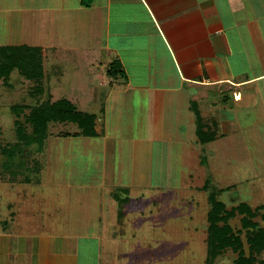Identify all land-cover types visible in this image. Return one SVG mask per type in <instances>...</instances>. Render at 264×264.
Listing matches in <instances>:
<instances>
[{
  "label": "crops",
  "instance_id": "crops-1",
  "mask_svg": "<svg viewBox=\"0 0 264 264\" xmlns=\"http://www.w3.org/2000/svg\"><path fill=\"white\" fill-rule=\"evenodd\" d=\"M0 42L39 49L41 82L68 73L71 96L48 95L94 115L96 133L47 136L23 185L40 178L51 190L35 198L49 210H0V264H129L140 235L127 233L151 213L141 200L156 160L167 168L193 142L225 151L227 139L245 147L264 136V0H0ZM116 64L123 76L110 77ZM196 119L213 140L199 141ZM189 132L192 142L180 138ZM72 140L97 159L80 149L73 160ZM56 189L69 191L64 204Z\"/></svg>",
  "mask_w": 264,
  "mask_h": 264
},
{
  "label": "rangeland",
  "instance_id": "rangeland-1",
  "mask_svg": "<svg viewBox=\"0 0 264 264\" xmlns=\"http://www.w3.org/2000/svg\"><path fill=\"white\" fill-rule=\"evenodd\" d=\"M0 44L2 43L0 42ZM67 76L69 78L68 73ZM68 78L66 77L57 83L42 81L43 88L39 87L40 83L38 81H28L19 77L15 72L11 74V77L5 83L0 81V150L2 148H11L14 143L20 142L17 133V122L26 134L30 135L31 127L25 123V116L34 107L48 103L50 100L48 90L51 91L54 99L71 96L75 89L69 86L70 80ZM47 84L50 87H47ZM40 89L41 91L39 92L38 90ZM77 97H79L78 94ZM15 106L24 107L25 110L17 115L11 110ZM251 114L253 119L257 118L256 114ZM254 123L262 122L255 120ZM78 131V127L71 123H51L48 125L47 143H52L50 137L53 135ZM237 137L238 139L242 138ZM180 138H186L187 142H192L195 137L193 132H189L187 135H181ZM227 141L228 144L225 151H223L219 142L210 146H201L199 143L195 145L193 142L189 145L190 149L187 148L190 152H186L190 157L183 162L179 160V165L178 159L171 156V163L167 168L161 167V163L157 162V160L154 162V186L146 191L147 193L143 195L141 200L142 205L140 204L142 208L152 210L151 213L143 215V221H140L141 216L138 215H134L131 219L133 226L141 225L140 227L142 228L138 227L133 232L127 233H134L135 235L139 233L140 235L139 238H135L136 243L133 247H136L134 249L136 254L133 255L134 257L129 264H208V224L206 217L209 204L208 191L203 189V183L206 179L215 190L234 186L230 188V191H224L218 197L226 205L227 209L236 207L241 202L248 204L252 210L264 206V190L261 191L262 193L260 191L251 193L254 185L261 186L264 189V136H260L259 141L252 142L250 140V143L245 147L239 142H232L231 139H227ZM80 143H84V140H72L71 142L74 150L72 153L73 160L80 163V149L85 151L84 159H97L95 157L97 156L96 153L93 152V147L89 148L90 151H88V149L82 148ZM59 144H62V141ZM232 147L233 150L231 151L230 148ZM170 149L173 150V154L174 150H176V156L181 152L179 146ZM43 150L44 148L39 155L43 154ZM62 155L61 157L65 159V156L69 154L66 152L62 153ZM38 157L37 153H31L26 157L20 169L16 170L13 167L4 169L3 165L6 163L4 160L5 155H2L0 151V210L2 209L3 212L7 213L6 207L9 203V210L13 212V215L15 213L20 215L26 211L33 212L31 209L36 211V207L38 208L37 211L42 210L45 212L49 210L46 204L43 206L39 205L40 198L35 197L40 194L44 196L51 189L47 185L40 183V178L37 177L38 182H35L36 179L32 180L35 177L30 175L31 171L34 172L35 167H38V162L36 161ZM29 176L32 178V185L24 186L26 184L23 185V183ZM7 183L9 185L8 188L4 187V184ZM34 190H37L38 194H34L33 197L22 196L24 192L28 195V191ZM56 191L51 195L57 193L60 202L64 204L62 200L69 196V191L66 189H56ZM59 200L51 206L49 205L52 211L56 206H61V203L58 202ZM33 204L36 207L32 206ZM140 205L136 204L132 207L140 208ZM61 210L64 211L63 207ZM240 219V216H236L229 220V224L236 232L241 231ZM148 222H152V224L149 226ZM254 222L259 227H264V210L257 212ZM17 223L18 221L13 224L14 226L17 225L15 228L19 226ZM11 227L13 226L11 225ZM240 240L242 242V250L247 254L248 245L244 233L240 234ZM142 243L147 245V248H139ZM143 250H146L145 255ZM236 258V253L227 250L218 256L212 264H233ZM255 264H264V252L256 256Z\"/></svg>",
  "mask_w": 264,
  "mask_h": 264
},
{
  "label": "trees",
  "instance_id": "trees-1",
  "mask_svg": "<svg viewBox=\"0 0 264 264\" xmlns=\"http://www.w3.org/2000/svg\"><path fill=\"white\" fill-rule=\"evenodd\" d=\"M115 68L118 70L114 71ZM15 72L19 77L28 81H38L42 87L43 77L42 54L37 48L27 46L2 47L0 46V81H7L11 74ZM123 76L117 64L112 65L108 70L110 77L116 74ZM39 92L41 91L38 90ZM50 98V97H49ZM51 100V99H50ZM48 101L45 105L34 107L25 116V123L31 127L30 135L17 124V133L20 142L14 143L11 148H2L1 154L5 155L4 169L13 167L16 170L23 166V162L31 153L41 152L44 142L48 136L49 124H74L79 129V134L84 137H94V115L83 114L76 110L75 106L68 100L60 99ZM17 115L21 114L24 107H12ZM198 126V138L202 144L210 142L214 136L203 133L201 120L196 119ZM76 136V135H75ZM10 169V168H9ZM14 174V173H13ZM226 189L215 190L206 179L203 189L208 191L209 210L207 212V262L212 264L215 259L227 250L237 254L233 264H255L256 256L264 252V227H259L254 219L259 210H264V206L251 209L245 202L239 203L230 209L219 200V195ZM240 216L241 231L236 232L229 224V220ZM246 238L248 253L242 250L240 234Z\"/></svg>",
  "mask_w": 264,
  "mask_h": 264
}]
</instances>
